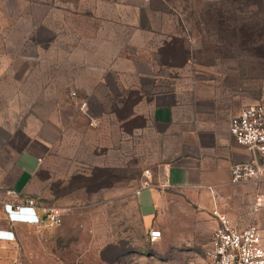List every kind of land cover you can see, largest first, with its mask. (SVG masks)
Wrapping results in <instances>:
<instances>
[{"label": "rangeland", "instance_id": "1", "mask_svg": "<svg viewBox=\"0 0 264 264\" xmlns=\"http://www.w3.org/2000/svg\"><path fill=\"white\" fill-rule=\"evenodd\" d=\"M165 1L168 15H144V21L174 22L179 29L160 50L158 69L167 64L180 79L200 70L207 73L208 87L224 96L264 102V0ZM145 3L166 11L160 0ZM7 4L17 5L15 0H0V7ZM7 17L0 14L1 50L9 34ZM43 32L27 35V53H34L35 40H43ZM46 35L50 37L48 31ZM33 66L24 86L52 90L32 88L24 110L2 109L7 94L0 95V113L16 133L27 127L29 117L36 125L26 129L53 139L32 184L41 190L38 201L61 207L64 219L60 226L28 231L31 253L17 264H207L205 249L213 228L199 219V209L188 197L175 193L181 197L167 215V233L157 241L149 236L156 226H146L139 216L136 196L145 172L164 161L160 149L164 142L147 120L150 106L143 107L146 117L135 112L141 95L117 94L115 103H109L107 94L79 93L70 63L62 64L63 70L68 68L63 72L54 62ZM19 82L23 84L21 77L12 82L0 77V86ZM82 100L87 101L86 108L81 107ZM42 145L34 147L39 151Z\"/></svg>", "mask_w": 264, "mask_h": 264}, {"label": "crops", "instance_id": "2", "mask_svg": "<svg viewBox=\"0 0 264 264\" xmlns=\"http://www.w3.org/2000/svg\"><path fill=\"white\" fill-rule=\"evenodd\" d=\"M15 1L16 6L0 7V14L8 15L9 30L3 41L6 48L1 50L0 44V77L11 82L21 77L23 86L20 82L18 86H0V95L7 94L2 109L24 110L32 88L34 92L52 90L24 86L35 69L32 64L37 62H54L58 72L68 70H63L62 64L70 63L79 93L107 94L109 103H115L117 94L136 92L141 95L135 102L136 114L146 117L143 107L148 104L151 112L147 120L164 142L160 144L164 161L150 170L151 185L140 187L136 196L139 216L146 226L155 225L162 235L167 233V215L181 197L175 193L188 197L198 207L199 219L206 221L213 232L218 227L213 214L216 209L240 228L253 222L264 225V205L259 212L253 211L256 196L264 197V180L231 181V167L237 162L258 158L264 173V158L239 145L229 130L232 116L259 101L224 96L214 86L208 87L207 73L200 70L189 71L180 79L167 70V64L158 69L160 50L169 45L179 29L174 22L144 21V15H168L165 0H160L165 12L147 6L149 0ZM40 30L44 31L43 40H35L34 53H27V35ZM227 103L230 105L224 106ZM3 118L0 113V230L12 231L14 238H0V263L17 264L23 255L31 253L27 232L43 226L11 222L5 206L13 200L24 203L27 198H37L41 190L32 181L53 139L26 129L36 125L29 117L27 127L19 133L12 131ZM38 142L43 144L39 151L34 147ZM244 196L245 202L241 200Z\"/></svg>", "mask_w": 264, "mask_h": 264}, {"label": "built area", "instance_id": "3", "mask_svg": "<svg viewBox=\"0 0 264 264\" xmlns=\"http://www.w3.org/2000/svg\"><path fill=\"white\" fill-rule=\"evenodd\" d=\"M75 95V93H74ZM82 108L88 103L82 100ZM95 125V121H92ZM230 134L235 141L253 153L264 158V102L250 104L242 108L229 122ZM258 158L250 161L234 163L231 167V181L241 183L249 180H264V173ZM42 159H39V163ZM142 187L151 185V171L145 172ZM140 190H138V193ZM10 194L16 195L10 191ZM264 205V197L257 195L253 211ZM6 212L11 222L35 223L39 226L56 227L63 223V209L55 205H43L36 197L27 198L24 203L11 201L6 204ZM218 219V227L214 230L211 241L205 249L207 264H264V228L253 222L246 227L236 226L231 219L219 210L213 211ZM13 232L0 230V238H14ZM151 241L162 238L159 228L149 230Z\"/></svg>", "mask_w": 264, "mask_h": 264}, {"label": "clouds", "instance_id": "4", "mask_svg": "<svg viewBox=\"0 0 264 264\" xmlns=\"http://www.w3.org/2000/svg\"><path fill=\"white\" fill-rule=\"evenodd\" d=\"M16 222H18V221H16ZM20 222V221H19Z\"/></svg>", "mask_w": 264, "mask_h": 264}]
</instances>
